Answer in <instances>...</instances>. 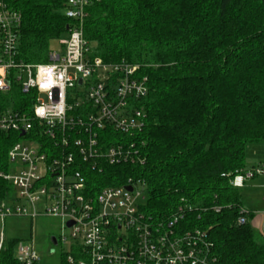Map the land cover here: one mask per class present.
Returning <instances> with one entry per match:
<instances>
[{
	"label": "trees",
	"instance_id": "16d2710c",
	"mask_svg": "<svg viewBox=\"0 0 264 264\" xmlns=\"http://www.w3.org/2000/svg\"><path fill=\"white\" fill-rule=\"evenodd\" d=\"M64 2H17L21 61H48L53 43L74 22ZM87 11L84 36L93 54L139 65L149 86L138 103L144 127L132 136L145 142L144 163H82L92 194L133 177L146 194L140 209L160 219L182 207V226L207 232L215 264H264V235L233 184L248 171L247 145L264 141V0H100ZM0 99L4 106L33 104L18 87ZM121 137L109 130L102 141ZM21 139L0 132V172L8 170V151ZM12 192L0 177V201ZM17 241H6L0 264H23L14 256Z\"/></svg>",
	"mask_w": 264,
	"mask_h": 264
},
{
	"label": "built area",
	"instance_id": "2783aa9c",
	"mask_svg": "<svg viewBox=\"0 0 264 264\" xmlns=\"http://www.w3.org/2000/svg\"><path fill=\"white\" fill-rule=\"evenodd\" d=\"M18 1L0 0V95L18 87L32 95L33 104L28 109L14 103L4 106L0 99V132L22 137L8 151V170L0 172L13 187L0 201V256L7 241L6 218L43 214L62 220L56 237L63 244L71 239L64 253L67 264H215L207 232L182 226V207L160 219L140 209L146 202L141 201L146 194L140 180L130 177L97 195L88 188L84 162L99 166L101 161H145V142L137 143L132 136L144 127L138 103L149 93L147 78L138 74L137 64L95 56L84 36L87 8L100 0H65L64 13L74 22L66 36L54 42L48 61L39 63L18 58L23 23ZM109 130L123 137L103 142ZM261 172L256 168L239 174L233 184L242 187ZM65 228L71 229L70 237ZM260 231L264 235V222ZM14 256L23 264L40 260L33 238L28 245L18 240Z\"/></svg>",
	"mask_w": 264,
	"mask_h": 264
},
{
	"label": "rangeland",
	"instance_id": "374dc122",
	"mask_svg": "<svg viewBox=\"0 0 264 264\" xmlns=\"http://www.w3.org/2000/svg\"><path fill=\"white\" fill-rule=\"evenodd\" d=\"M57 46V43H53ZM246 167L248 170L262 169V172L254 178L246 179L245 184L240 187L244 207L254 213L252 224L260 230L263 223L264 213V141L249 143L246 149ZM261 165V166H260ZM141 190V188L139 187ZM145 195V194H144ZM142 203L146 201L144 198ZM260 219V222L258 219ZM257 220V222H256ZM0 222V232L2 231ZM63 228L62 220L58 217L40 215L34 219L26 216L8 217L4 221V234L6 240L18 239L25 245L33 238L40 260L38 264H61L63 254L69 250L71 239L65 244L54 245L52 236L59 237ZM64 233L70 237L71 229L65 228Z\"/></svg>",
	"mask_w": 264,
	"mask_h": 264
},
{
	"label": "water",
	"instance_id": "95a60500",
	"mask_svg": "<svg viewBox=\"0 0 264 264\" xmlns=\"http://www.w3.org/2000/svg\"><path fill=\"white\" fill-rule=\"evenodd\" d=\"M80 83H81V80H80ZM126 189L129 190V191H132L133 190V188L131 186H127ZM72 224H73L72 221H69L68 222V226H71ZM51 241L53 242L54 245H57L58 244V241H57V237L56 236H52L51 237Z\"/></svg>",
	"mask_w": 264,
	"mask_h": 264
},
{
	"label": "crops",
	"instance_id": "0c3cea01",
	"mask_svg": "<svg viewBox=\"0 0 264 264\" xmlns=\"http://www.w3.org/2000/svg\"><path fill=\"white\" fill-rule=\"evenodd\" d=\"M246 169L248 170V168L246 167ZM249 171V170H248ZM246 182V181H245ZM256 219H258L259 220V222H260V219L257 217ZM256 222H257V220H256ZM263 222H264V214H263ZM263 224V223H262ZM253 226H254V224H253ZM256 229H257V224H256V226H254Z\"/></svg>",
	"mask_w": 264,
	"mask_h": 264
}]
</instances>
